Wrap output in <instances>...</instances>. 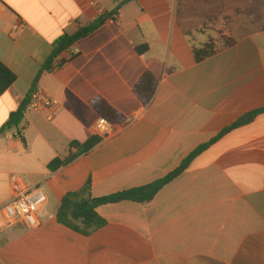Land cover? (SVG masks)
<instances>
[{
    "label": "crops",
    "instance_id": "1",
    "mask_svg": "<svg viewBox=\"0 0 264 264\" xmlns=\"http://www.w3.org/2000/svg\"><path fill=\"white\" fill-rule=\"evenodd\" d=\"M121 2L0 0V62L16 76L0 129L34 89L60 102L53 115L28 104L0 133V208L14 176L48 199L38 227L0 229V264H264V112L253 115L264 109V0H132L42 70L61 36ZM147 70L158 87L145 105L133 87ZM97 97L126 121L99 132ZM243 118L151 202L97 208L107 224L92 235L57 221L88 181L94 198L152 184ZM95 135L90 153L49 170Z\"/></svg>",
    "mask_w": 264,
    "mask_h": 264
},
{
    "label": "trees",
    "instance_id": "2",
    "mask_svg": "<svg viewBox=\"0 0 264 264\" xmlns=\"http://www.w3.org/2000/svg\"><path fill=\"white\" fill-rule=\"evenodd\" d=\"M132 0H122V2L117 6V8L112 13H107L99 17L96 21L88 26L80 28L77 32L72 35L64 34L61 36L53 46V51L49 59L43 66V71H52L55 60L66 50L70 49L75 43L88 37L90 34L98 30L101 26L105 24L108 20H114V16L118 14L122 5L128 3ZM147 50L146 46L137 48L138 53H143ZM195 55L198 58V51L195 50ZM200 60V58L198 59ZM16 76L10 71L2 62H0V95L5 94L7 90L15 83ZM158 80L155 75L147 70L140 77L139 81L133 87V93L137 96L139 101L145 105L149 104L157 91ZM29 102L25 100L20 107V109L12 113L9 122L5 127L0 129V133L7 129L19 126L23 120L27 105ZM91 108L97 113L99 117L106 120L109 124H121L126 121V117L121 114L118 110L112 107L104 98L97 97L91 103ZM263 110H259L253 113L260 114ZM246 119H241L234 123L230 127L223 130L215 139L206 145H202L194 150L187 158L183 160L181 165L172 173H170L165 178L158 180L152 184L143 187L132 188L126 191L118 192L112 195L94 198L91 194V182L88 181L87 184L76 192L68 193L61 205V208L57 214V221L63 226L80 233L84 236H90L94 232L103 228L107 222L99 216L97 213V208L109 204H117L124 201H132L140 204H147L151 202L157 193L173 181L175 178L180 176L184 171H186L194 163L197 157H199L203 152H205L210 146L215 144L223 136L230 133L234 129L246 123ZM102 137L95 135L92 136L85 143L72 142L70 144V149H77V153L69 156L68 158L62 160L57 158L49 164V170L55 172L61 167L67 166L74 162L79 157L90 153L95 147H97L102 142Z\"/></svg>",
    "mask_w": 264,
    "mask_h": 264
},
{
    "label": "built area",
    "instance_id": "3",
    "mask_svg": "<svg viewBox=\"0 0 264 264\" xmlns=\"http://www.w3.org/2000/svg\"><path fill=\"white\" fill-rule=\"evenodd\" d=\"M21 26L22 22L20 21L14 25L13 30L18 31ZM62 64L61 61H57L53 69H59ZM59 106L60 102L43 89H34L30 95L29 107L34 112L47 111L53 115ZM108 126L109 123L101 119L97 125V130L105 133ZM47 202V196L41 188L29 186L17 176L12 177L11 197L0 208V229H6L19 223L28 228L38 227L40 225L39 214Z\"/></svg>",
    "mask_w": 264,
    "mask_h": 264
}]
</instances>
